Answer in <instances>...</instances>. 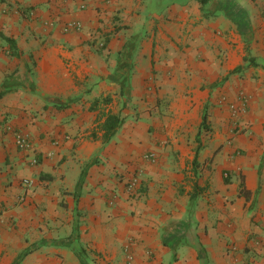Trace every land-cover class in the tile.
<instances>
[{"label": "crops", "instance_id": "obj_1", "mask_svg": "<svg viewBox=\"0 0 264 264\" xmlns=\"http://www.w3.org/2000/svg\"><path fill=\"white\" fill-rule=\"evenodd\" d=\"M0 32V264H264V0H0Z\"/></svg>", "mask_w": 264, "mask_h": 264}, {"label": "trees", "instance_id": "obj_2", "mask_svg": "<svg viewBox=\"0 0 264 264\" xmlns=\"http://www.w3.org/2000/svg\"><path fill=\"white\" fill-rule=\"evenodd\" d=\"M0 38L3 39L7 43L10 54H12L13 56H16V57L20 56L21 51L17 47V45L15 43V40L13 38L4 35L2 32H0ZM244 60H246V61H248V63H250V61L252 60V57L245 56ZM20 85H21V82H20L19 78L14 74V72H12V73L6 75L5 78L3 79L2 83H1L2 90H0V95L2 93H4L5 91L10 90V89H12L14 87H17V86H20ZM29 86H30V88L33 89L34 84L30 83ZM103 100L104 101H108L107 98H104ZM122 121H123V117H121L119 113L107 112L105 114V118H104V120H103V122L101 124V128L103 130V135L102 136H103L104 141H107V140L110 139V137L115 133V131L120 126ZM201 127L205 128V116L203 114H202V123L200 124V128ZM199 148H200V145L199 144L196 145V147H195V156H194V158L192 160L193 163H195V161H196V155H197V151H198ZM39 176L43 177L44 175L43 174L41 175V173H40ZM27 251H29V250L28 249L24 250L20 254V256L25 254ZM83 252H84V249L82 247H79L78 250L75 251V253H76L77 257H78V260H79V264H88L86 259L83 257ZM16 262H18L17 259H16V261H14V263H16Z\"/></svg>", "mask_w": 264, "mask_h": 264}, {"label": "built area", "instance_id": "obj_3", "mask_svg": "<svg viewBox=\"0 0 264 264\" xmlns=\"http://www.w3.org/2000/svg\"><path fill=\"white\" fill-rule=\"evenodd\" d=\"M64 28L65 29H78L80 28V23L78 21H71V22H68ZM237 101H238L237 105L230 104V108L233 110V113H239L244 110L245 97L243 93L240 92L237 95ZM14 140H15L16 147L20 150H28L31 147V141L29 137L22 131L14 132ZM35 161H36L35 158L31 159L32 163H35ZM22 183L26 186H29L33 183V179L23 178ZM137 183H138V178L136 176L131 177V179L129 180L128 188L134 189ZM126 261L128 264H133L132 262L133 259H132L131 254H129V252L126 254Z\"/></svg>", "mask_w": 264, "mask_h": 264}, {"label": "rangeland", "instance_id": "obj_4", "mask_svg": "<svg viewBox=\"0 0 264 264\" xmlns=\"http://www.w3.org/2000/svg\"><path fill=\"white\" fill-rule=\"evenodd\" d=\"M244 107H245V104H244ZM241 127V128H240ZM236 128H240V132L243 133L245 128L243 127V125L241 124H238Z\"/></svg>", "mask_w": 264, "mask_h": 264}]
</instances>
